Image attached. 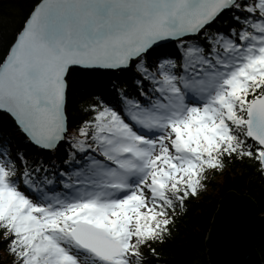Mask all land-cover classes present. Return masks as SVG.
<instances>
[{
  "label": "snow or ice",
  "instance_id": "snow-or-ice-1",
  "mask_svg": "<svg viewBox=\"0 0 264 264\" xmlns=\"http://www.w3.org/2000/svg\"><path fill=\"white\" fill-rule=\"evenodd\" d=\"M71 68L131 70L134 93L113 81L69 130ZM0 110L26 142L67 146L49 168L0 131L7 264H150L233 161L264 184V0H38L0 58ZM246 211L248 197L220 201L227 246L243 247Z\"/></svg>",
  "mask_w": 264,
  "mask_h": 264
},
{
  "label": "trees",
  "instance_id": "trees-1",
  "mask_svg": "<svg viewBox=\"0 0 264 264\" xmlns=\"http://www.w3.org/2000/svg\"><path fill=\"white\" fill-rule=\"evenodd\" d=\"M38 0H3V15L5 22L0 28V58H2L12 41L13 35L20 27L24 17ZM220 22L214 25L217 28L227 29L233 21L227 11L218 18ZM226 21V23H223ZM167 50L171 51L169 45ZM131 70L125 71H100V70H72L67 76V115L69 130L77 126L81 120L87 118L83 110L87 103L101 95H106L111 89L112 82L128 81L129 91L134 93L131 86ZM102 89V90H100ZM0 131L12 133V150H20L30 161H43L51 168L52 164L61 167L62 158H66L67 146L61 143L53 151L46 152L34 148L25 141L24 136L14 131L11 118L0 113ZM51 162V163H50ZM51 179V173H49ZM61 189H57L59 191ZM228 192H235L240 196H247L257 207L259 219L257 221L256 250L264 264V184L252 175L249 165L241 161H233L226 170L213 177L208 184V190L199 197L191 198L187 210L176 221L173 236L164 244L155 245L158 259H152L150 264H207L206 249L204 246L206 234L213 213L218 207V201ZM0 261L7 264V257L0 246Z\"/></svg>",
  "mask_w": 264,
  "mask_h": 264
},
{
  "label": "water",
  "instance_id": "water-1",
  "mask_svg": "<svg viewBox=\"0 0 264 264\" xmlns=\"http://www.w3.org/2000/svg\"><path fill=\"white\" fill-rule=\"evenodd\" d=\"M72 70H83V69L71 68L68 74L72 72ZM98 70L105 71L103 69H98ZM0 113L5 114L6 116L8 115L13 121L11 115L6 111L0 110ZM29 145H31L34 148H38L37 146L31 143H29ZM38 149L41 152L53 151V150H43L41 148ZM224 196H222V198L217 203L218 207L216 211L213 213L212 220L209 224L210 227L205 237L206 240L204 246L206 249L207 264H263L262 259L261 257H259V254L255 246L257 241V235H256L257 221L260 218L257 213L256 204H254V202L250 200L254 211H246L241 214L239 228L243 237L244 245L241 248H233L227 246L223 241V239L221 238L220 226L217 223L215 217V214L220 207V201L223 199Z\"/></svg>",
  "mask_w": 264,
  "mask_h": 264
},
{
  "label": "bare ground",
  "instance_id": "bare-ground-1",
  "mask_svg": "<svg viewBox=\"0 0 264 264\" xmlns=\"http://www.w3.org/2000/svg\"><path fill=\"white\" fill-rule=\"evenodd\" d=\"M258 238V237H257ZM256 243H257V241H256ZM256 245V244H255Z\"/></svg>",
  "mask_w": 264,
  "mask_h": 264
},
{
  "label": "rangeland",
  "instance_id": "rangeland-1",
  "mask_svg": "<svg viewBox=\"0 0 264 264\" xmlns=\"http://www.w3.org/2000/svg\"><path fill=\"white\" fill-rule=\"evenodd\" d=\"M50 152V151H49Z\"/></svg>",
  "mask_w": 264,
  "mask_h": 264
}]
</instances>
